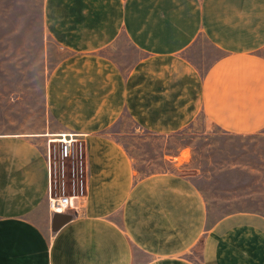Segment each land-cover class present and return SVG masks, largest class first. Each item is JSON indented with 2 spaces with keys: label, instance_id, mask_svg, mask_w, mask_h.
<instances>
[{
  "label": "crops",
  "instance_id": "0c3cea01",
  "mask_svg": "<svg viewBox=\"0 0 264 264\" xmlns=\"http://www.w3.org/2000/svg\"><path fill=\"white\" fill-rule=\"evenodd\" d=\"M41 22L68 55L46 81L53 125L0 132V264H264V213L214 217L178 172L189 146L164 161L177 171L140 174L121 141L201 119L264 134V0H42ZM48 133L83 135L88 153L82 208L58 232Z\"/></svg>",
  "mask_w": 264,
  "mask_h": 264
},
{
  "label": "rangeland",
  "instance_id": "374dc122",
  "mask_svg": "<svg viewBox=\"0 0 264 264\" xmlns=\"http://www.w3.org/2000/svg\"><path fill=\"white\" fill-rule=\"evenodd\" d=\"M41 3L0 0V132L42 133L53 125L45 104L46 81L68 52L45 38ZM202 122L196 131L186 129L174 137L136 128L132 137L121 141L140 174L177 171L164 161L189 146L185 155L193 152V160L178 172L195 177L214 217L246 210L264 213V134H224L214 128L203 129ZM118 129L116 126L113 132ZM88 180L86 174L87 190ZM73 194L69 184L66 195Z\"/></svg>",
  "mask_w": 264,
  "mask_h": 264
},
{
  "label": "built area",
  "instance_id": "2783aa9c",
  "mask_svg": "<svg viewBox=\"0 0 264 264\" xmlns=\"http://www.w3.org/2000/svg\"><path fill=\"white\" fill-rule=\"evenodd\" d=\"M46 160L49 172L48 204L50 212L78 213L86 194L84 178L89 175L87 146L83 135L60 133L48 135ZM73 195L68 196V185ZM76 191L78 194H76Z\"/></svg>",
  "mask_w": 264,
  "mask_h": 264
},
{
  "label": "water",
  "instance_id": "95a60500",
  "mask_svg": "<svg viewBox=\"0 0 264 264\" xmlns=\"http://www.w3.org/2000/svg\"><path fill=\"white\" fill-rule=\"evenodd\" d=\"M72 215L55 214L52 220V230L58 232L64 225L71 221Z\"/></svg>",
  "mask_w": 264,
  "mask_h": 264
},
{
  "label": "bare ground",
  "instance_id": "6f19581e",
  "mask_svg": "<svg viewBox=\"0 0 264 264\" xmlns=\"http://www.w3.org/2000/svg\"><path fill=\"white\" fill-rule=\"evenodd\" d=\"M47 135H50V134H47Z\"/></svg>",
  "mask_w": 264,
  "mask_h": 264
}]
</instances>
